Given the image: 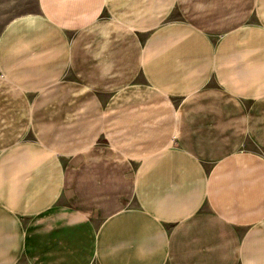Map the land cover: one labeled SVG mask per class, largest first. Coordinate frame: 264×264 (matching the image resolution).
I'll return each mask as SVG.
<instances>
[{
	"label": "crops",
	"instance_id": "0c3cea01",
	"mask_svg": "<svg viewBox=\"0 0 264 264\" xmlns=\"http://www.w3.org/2000/svg\"><path fill=\"white\" fill-rule=\"evenodd\" d=\"M0 22V264H264V0H35Z\"/></svg>",
	"mask_w": 264,
	"mask_h": 264
},
{
	"label": "rangeland",
	"instance_id": "374dc122",
	"mask_svg": "<svg viewBox=\"0 0 264 264\" xmlns=\"http://www.w3.org/2000/svg\"><path fill=\"white\" fill-rule=\"evenodd\" d=\"M35 10V0H0V22L33 13Z\"/></svg>",
	"mask_w": 264,
	"mask_h": 264
}]
</instances>
